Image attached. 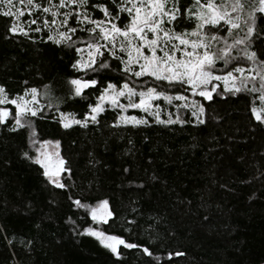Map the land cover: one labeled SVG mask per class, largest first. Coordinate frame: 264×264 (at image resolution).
Listing matches in <instances>:
<instances>
[{
    "label": "trees",
    "instance_id": "1",
    "mask_svg": "<svg viewBox=\"0 0 264 264\" xmlns=\"http://www.w3.org/2000/svg\"><path fill=\"white\" fill-rule=\"evenodd\" d=\"M14 3L20 7L18 0ZM95 3H104L115 15L111 0H89L93 18H103L99 9L91 8ZM251 3L245 0L246 12ZM192 4L180 0L182 13ZM262 15L257 13V21L264 28ZM37 17L41 25L44 18L51 19L35 11L31 17L25 12L19 22L27 28ZM12 22L0 14V85L10 98L36 88L42 108L36 117L29 116L35 136L29 128L11 130L12 105L6 106L10 116L0 125V264H264V124L251 112L262 107L259 92L213 94L212 100L185 93L204 105L202 124L188 110H177L175 105L182 102L159 99L154 104L161 106L162 119L170 113L174 120L180 115L186 122L159 124L139 109H128L126 114L145 116L149 123L115 124L119 109L106 108L97 122L65 129L59 123L61 112L83 119L101 86L123 82L120 61L105 53L110 68L78 72L72 68L78 59L74 48L48 41L46 29L12 35ZM126 22L124 15L119 26ZM70 24L76 26L74 18ZM194 27L195 21L183 15L176 22L177 31ZM219 34H227L226 26ZM87 38L81 31L74 36ZM252 50L264 58V40L254 41ZM236 66L234 62L228 70ZM240 66L247 67V61ZM224 69L218 61L217 74ZM80 76L100 84L75 97L69 81ZM132 81L138 91L146 82L175 94L166 82L147 76ZM43 141H59V155L71 169L61 173L66 188L48 183L40 165L24 155L35 157ZM100 201H107L111 213L104 222L90 217ZM85 228L137 247L118 245L117 257L97 238L81 234Z\"/></svg>",
    "mask_w": 264,
    "mask_h": 264
},
{
    "label": "snow or ice",
    "instance_id": "2",
    "mask_svg": "<svg viewBox=\"0 0 264 264\" xmlns=\"http://www.w3.org/2000/svg\"><path fill=\"white\" fill-rule=\"evenodd\" d=\"M18 2L20 7H17L14 0H0V5L4 6L0 8V14L13 19L9 33L29 36L30 32L46 29L49 33L46 38L48 41L75 49L78 59L72 64L74 70L99 73L100 70L110 68L109 61L103 59L107 53L112 59L120 61L119 70L125 74L123 82L117 84L109 81L106 86L100 87L96 103L88 102V111L84 113L83 119L61 112L59 123L65 129L73 124L87 126L89 122H97L98 116L105 112L106 108L119 109L115 124H147V117H151L155 123L166 125L186 122L180 115L174 120L170 113L168 119H162L161 106L153 103L159 99L168 104L173 101L182 102L175 105L178 111L186 109L191 113V117L195 118V122L204 123V105L196 99H190L185 93H190L191 97L212 100L213 94L223 96L225 93L235 95L242 91L259 92L258 98L264 102V58L252 50L254 41L264 40V28L259 27L257 21V13L264 14V0H252L247 12L245 0H193L192 5L183 9V13L180 0H111L115 6V15L104 3L92 4L91 8L99 9L103 13L102 19L93 18L88 10L89 0ZM62 9L66 10L61 11ZM35 11H40L51 19L44 18L42 25L38 24L40 17L30 19L27 28L19 22L25 12L31 17ZM124 15L127 22L119 26ZM181 15L186 20L195 21V27L191 31L176 30V22ZM73 18L76 26L70 24ZM260 18L264 19V15ZM33 24L37 27L32 28ZM225 26L227 34L220 35L219 30ZM238 30H243L244 34L239 35ZM77 31L87 32V40L74 39ZM233 33H236L235 38L228 43ZM242 60L247 61V67L240 66ZM218 61L225 65L223 74H217ZM234 62L237 66L228 70ZM145 76L155 82H166L169 88L174 89L175 94L170 95L168 91L158 90V86H149L146 82L139 86L141 90L138 91L135 81L130 83V78L140 79ZM69 83L75 97H81L86 89H95L100 84L96 78L86 79L83 76L73 78ZM220 83L223 84V92L220 91ZM28 96L31 99H27ZM37 96L38 91L33 87L10 98L4 86L0 85V105L15 107L12 131L29 128L32 136H35L33 121L29 116L36 117L41 112L42 106L38 104ZM121 98L127 99V103H121ZM48 106H52L51 102ZM127 109H139L146 113L147 117L125 115ZM251 112L256 121L264 124V106L253 107ZM9 116V108L0 107V125H4ZM32 143L35 144L36 141L33 140ZM53 143L59 146V141H43L41 148L36 150L35 157L28 152L24 155L40 165L48 183L63 189L67 185L62 183L61 173L71 169L58 152H49L44 148L45 145ZM73 203L79 205L80 201L74 200ZM106 205L107 201H100L101 207ZM106 214L111 215L110 212ZM91 217L93 221L97 220L96 209L92 210ZM81 234L97 238L102 246L117 257L118 245L129 249L137 247L118 236L106 235L103 231L91 228H85ZM143 251L150 254L147 248ZM172 255L169 253V259Z\"/></svg>",
    "mask_w": 264,
    "mask_h": 264
},
{
    "label": "rangeland",
    "instance_id": "3",
    "mask_svg": "<svg viewBox=\"0 0 264 264\" xmlns=\"http://www.w3.org/2000/svg\"><path fill=\"white\" fill-rule=\"evenodd\" d=\"M217 2H219V0H217ZM242 24H243V22H242ZM220 85H222L223 86V84L222 83H220ZM259 85H258V82H257V87H258ZM249 87H251V85H249ZM190 94V93H189ZM190 96H191V94H190ZM27 99H31V97L30 96H28L27 97ZM125 99V98H124ZM138 99V98H137ZM121 100H122V98H121ZM121 100H120V102H121ZM38 101V100H37ZM125 103L124 102H121V103H124V104H126L127 103V99H125ZM153 103H154V101H153ZM261 104H262V106H264V102H262L261 101ZM7 105H0V107H6ZM15 108V107H14ZM128 110V109H127ZM127 110L125 111V115H128V114H126V112H127ZM10 111V110H9ZM128 116H132V115H128ZM122 124H124L123 122H121ZM74 125V124H73ZM38 148H41V143L40 144H38L37 146H36V150L38 149ZM44 148L46 149V150H48L49 152H58L59 153V148L53 143V144H49V145H45L44 146ZM36 155H37V151H36ZM93 209H96L97 210V216H98V218H97V222H104V221H106L108 218H109V216L106 214V213H108L109 212V210H108V206L106 205L105 207H101L100 206V204H98V205H96L94 208H92L91 209V212H92V210ZM91 212H90V215H91ZM91 217V216H90Z\"/></svg>",
    "mask_w": 264,
    "mask_h": 264
},
{
    "label": "water",
    "instance_id": "4",
    "mask_svg": "<svg viewBox=\"0 0 264 264\" xmlns=\"http://www.w3.org/2000/svg\"><path fill=\"white\" fill-rule=\"evenodd\" d=\"M264 15V14H263ZM63 173V172H62Z\"/></svg>",
    "mask_w": 264,
    "mask_h": 264
}]
</instances>
